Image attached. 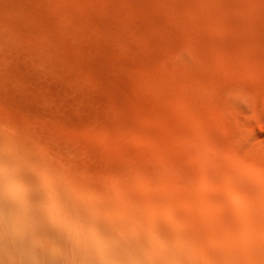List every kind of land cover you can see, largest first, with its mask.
I'll list each match as a JSON object with an SVG mask.
<instances>
[{"label": "rangeland", "instance_id": "rangeland-1", "mask_svg": "<svg viewBox=\"0 0 264 264\" xmlns=\"http://www.w3.org/2000/svg\"><path fill=\"white\" fill-rule=\"evenodd\" d=\"M0 140L180 200L264 175V0H0Z\"/></svg>", "mask_w": 264, "mask_h": 264}, {"label": "bare ground", "instance_id": "bare-ground-1", "mask_svg": "<svg viewBox=\"0 0 264 264\" xmlns=\"http://www.w3.org/2000/svg\"><path fill=\"white\" fill-rule=\"evenodd\" d=\"M14 143L0 140V166L24 173L33 195L11 226L0 221V264H264V175L217 170L180 200L126 173L98 178L55 163L39 144L43 153ZM95 235L107 241L103 253Z\"/></svg>", "mask_w": 264, "mask_h": 264}, {"label": "clouds", "instance_id": "clouds-1", "mask_svg": "<svg viewBox=\"0 0 264 264\" xmlns=\"http://www.w3.org/2000/svg\"><path fill=\"white\" fill-rule=\"evenodd\" d=\"M33 188L28 177L13 165L0 166V221L11 226L27 210ZM97 251L103 253L107 247L101 235L92 237Z\"/></svg>", "mask_w": 264, "mask_h": 264}]
</instances>
